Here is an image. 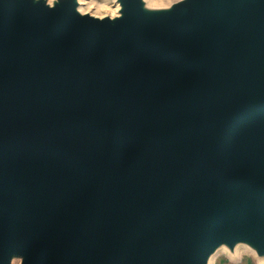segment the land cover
<instances>
[{
    "label": "water",
    "instance_id": "water-1",
    "mask_svg": "<svg viewBox=\"0 0 264 264\" xmlns=\"http://www.w3.org/2000/svg\"><path fill=\"white\" fill-rule=\"evenodd\" d=\"M0 0V264L264 258V0Z\"/></svg>",
    "mask_w": 264,
    "mask_h": 264
},
{
    "label": "rangeland",
    "instance_id": "rangeland-1",
    "mask_svg": "<svg viewBox=\"0 0 264 264\" xmlns=\"http://www.w3.org/2000/svg\"><path fill=\"white\" fill-rule=\"evenodd\" d=\"M172 1L175 0H146L147 5L152 7L168 6ZM80 3L83 12L99 17L112 15L117 8L114 0H80ZM237 251V254H232L225 249L218 250L214 253L210 264H264V258H259L245 246H241Z\"/></svg>",
    "mask_w": 264,
    "mask_h": 264
},
{
    "label": "bare ground",
    "instance_id": "bare-ground-1",
    "mask_svg": "<svg viewBox=\"0 0 264 264\" xmlns=\"http://www.w3.org/2000/svg\"><path fill=\"white\" fill-rule=\"evenodd\" d=\"M80 4H81V3H80V0H79V5H80ZM115 4H116V3H115ZM116 5H117V4H116ZM78 8H79L80 11H82L81 8H80V6H78ZM117 8H118V7H117ZM117 8H116V9H117ZM241 246H242V245H241ZM241 246L238 245V246L235 248V250H234V254H237V252H238L237 250H238L239 248H241ZM220 250H221V249H220ZM212 257H213V256L210 257L209 264L211 263V259H212ZM263 261H264V260H263Z\"/></svg>",
    "mask_w": 264,
    "mask_h": 264
},
{
    "label": "clouds",
    "instance_id": "clouds-1",
    "mask_svg": "<svg viewBox=\"0 0 264 264\" xmlns=\"http://www.w3.org/2000/svg\"><path fill=\"white\" fill-rule=\"evenodd\" d=\"M104 11H108V10L107 9H104ZM118 11H119V9H117V12ZM112 15L115 16L116 15V12H113Z\"/></svg>",
    "mask_w": 264,
    "mask_h": 264
}]
</instances>
